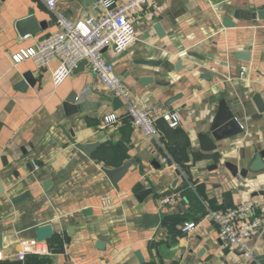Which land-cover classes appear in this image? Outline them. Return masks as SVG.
I'll list each match as a JSON object with an SVG mask.
<instances>
[{
    "label": "crops",
    "instance_id": "1",
    "mask_svg": "<svg viewBox=\"0 0 264 264\" xmlns=\"http://www.w3.org/2000/svg\"><path fill=\"white\" fill-rule=\"evenodd\" d=\"M45 1L0 0V264H258L225 247L217 225L202 217L207 209L264 200V172L244 178L236 168L264 149V113L253 103L256 94L264 99V21L253 18L264 0H154L135 17L137 40L119 55L104 51L136 104L154 107L158 115L179 111L177 128L156 121L158 140L144 137L124 107L114 110L115 97L87 62L58 87L52 80L57 62L42 69L32 60L12 62L13 55L58 31ZM99 1L57 3L59 12L79 19L101 17ZM28 17H34L37 32L21 38L16 23ZM225 19L234 26L225 27ZM239 51L249 52L250 61L237 59ZM29 72L35 85L17 89ZM145 78L153 82L142 84ZM73 93L80 109L67 116L63 104ZM221 100L236 111L245 132L206 155L198 135L209 131ZM113 113L118 121L105 125V116ZM95 142L101 144L91 156L77 148ZM161 144L171 147L176 168L162 163ZM129 162L116 189L102 169ZM149 188L152 194L139 201L136 194ZM25 193L29 196L14 202ZM172 194H177L172 204H161ZM146 214H159L160 224L146 228ZM186 222L198 223L190 235L182 233ZM44 225L54 231L43 242L45 251L21 261L19 253L38 243L36 229ZM250 247L254 256L261 253L264 227Z\"/></svg>",
    "mask_w": 264,
    "mask_h": 264
},
{
    "label": "built area",
    "instance_id": "2",
    "mask_svg": "<svg viewBox=\"0 0 264 264\" xmlns=\"http://www.w3.org/2000/svg\"><path fill=\"white\" fill-rule=\"evenodd\" d=\"M153 1L129 0L119 5L115 0H101L99 5L105 10L101 17L87 15L79 19H71L59 12L57 0H46L49 11L55 15L58 31L42 38L34 47L13 55L12 62L17 65L32 60L39 69L57 62L58 66L52 72V80L57 87L73 74L79 64L87 62L90 72L100 79L115 98H119L124 103L125 113L132 124L147 139L158 140L160 132L156 121L161 118L170 128H177L182 122L179 111H167L158 115L154 107L150 109L136 104L122 78L117 74L115 65L106 58L104 52L111 48L119 55L137 40L135 17ZM240 77L244 78V72H241ZM117 121L118 117L115 113L104 118L105 125ZM161 146L165 153L162 163L176 168L177 163L170 153L171 147L164 144ZM176 197L177 194L168 195L161 199V204H172ZM105 202L107 206L112 207L109 197ZM202 218L217 225L225 247L239 251L247 260L254 259L250 240L264 227V200L252 199L223 211L207 209ZM197 226V222L184 223L183 235H190ZM44 251L43 242H38L26 246L19 253L18 258L23 261L28 254Z\"/></svg>",
    "mask_w": 264,
    "mask_h": 264
},
{
    "label": "water",
    "instance_id": "3",
    "mask_svg": "<svg viewBox=\"0 0 264 264\" xmlns=\"http://www.w3.org/2000/svg\"><path fill=\"white\" fill-rule=\"evenodd\" d=\"M253 18H258L261 21H264V9L258 11L257 13L253 14ZM224 26L225 27H233L234 23L231 22L229 19L224 20ZM16 28L19 33V36L21 38L26 37L27 35H32L37 32V26L34 23V17H28L26 19H22L17 21ZM160 35H163V31L158 26ZM235 57L237 59H240L242 61H250V53L247 51H239L235 54ZM141 65H149V66H155L159 63L155 61H140ZM182 62H179L177 64V69L181 68ZM32 73H26L24 75L25 81L20 82L17 85V89L24 91L26 90L27 86L26 83L30 86L35 85V79L32 78ZM152 78H145L141 81L142 84L152 83ZM181 96L174 97L170 99V103H173L177 101ZM78 95L76 93H73L70 97L66 99V101L63 104L65 113L67 116L74 115L79 112V105L77 104ZM253 103L257 110L260 113H264V99L261 95L256 94L253 97ZM124 106V103L119 99L115 98L113 100V108L114 110L121 109ZM245 132V128L240 122L239 118L237 117V113L235 110L231 109L227 102L225 100H221L218 106L217 113L215 114V117L213 119V122L210 126V129L206 133H201L198 135V140L200 144V149L203 153L206 155L211 154L212 152H215L217 150V143L239 136ZM101 142H95L92 144H81L78 145L77 148L81 152H83L87 156H91L95 150L100 146ZM5 161V158H4ZM244 166L239 169V167H236L237 170L240 171V175L244 178H254L257 176V174L264 172V149L257 151L254 155V157L248 161V163L244 162ZM132 163H126L121 165L120 167L114 168V169H108L103 168L104 174L108 177L109 181L115 187L118 189L119 182L126 176V174L129 172V169L131 168ZM217 165H214L213 167H209V170L216 169ZM176 174L180 177L182 176V173L180 171H176ZM178 181H175L174 186H176ZM45 188H47L48 184L45 183ZM3 191L2 185L0 183V193ZM152 189H145L141 192H138L136 194V197L139 201H144V199L152 194ZM264 193H262L263 195ZM29 196V193H25L24 195L16 198L14 200L15 203L20 202L21 200L25 199ZM230 196L227 195V199H229ZM91 213L90 209H86L83 211L84 215H89ZM145 221V227L146 228H155L160 224V215L159 214H146L144 216ZM53 227L52 225H44L41 227H38L36 229V238L37 242L41 243L46 240H48L53 235ZM2 247V240L0 236V248ZM97 247L100 250H103L105 245L103 241H99L97 243ZM136 256L138 259L142 262L143 256L141 252H137ZM255 261L258 264H264V247L262 248L261 253H257L254 256Z\"/></svg>",
    "mask_w": 264,
    "mask_h": 264
},
{
    "label": "trees",
    "instance_id": "4",
    "mask_svg": "<svg viewBox=\"0 0 264 264\" xmlns=\"http://www.w3.org/2000/svg\"><path fill=\"white\" fill-rule=\"evenodd\" d=\"M180 191H181L182 193H185V191L182 190V189H181ZM180 191H179V192H180ZM187 195H188V193H187ZM189 195H190V194H189ZM194 206H196V204H194Z\"/></svg>",
    "mask_w": 264,
    "mask_h": 264
}]
</instances>
